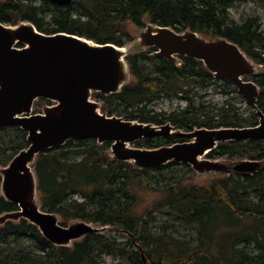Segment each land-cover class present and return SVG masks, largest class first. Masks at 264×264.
Here are the masks:
<instances>
[{
	"label": "trees",
	"instance_id": "trees-1",
	"mask_svg": "<svg viewBox=\"0 0 264 264\" xmlns=\"http://www.w3.org/2000/svg\"><path fill=\"white\" fill-rule=\"evenodd\" d=\"M238 1L245 0H0V20H30L45 32L65 30L119 45L135 38L125 23L143 27L145 18L179 31L190 28L225 37L261 64L251 78L260 86L257 104L264 112V30L254 18L241 23L229 19L228 10ZM155 49L127 55L131 80L121 91L94 93L104 112L155 124L171 122L186 130L259 122L255 108L243 115L236 106L243 97L237 87L215 77L202 60L180 55L179 64L155 55ZM217 81L224 84L227 97L222 106L209 107L194 87ZM178 94L186 100L181 108L155 111L150 106L162 95ZM183 139L156 135L135 142L156 147ZM28 144L24 128H0V165ZM111 144L95 137L70 138L40 152L34 163L44 209L57 212L63 224L83 219L111 227L66 246L49 241L26 218L8 220L0 224V264H107L105 255L113 258L112 264H144L142 251L146 264H264V163L254 172L215 175L200 184L190 179L195 172L190 163L141 168L114 160ZM207 156L264 160V139L222 141ZM143 190L157 196L143 203ZM17 208L0 191V212Z\"/></svg>",
	"mask_w": 264,
	"mask_h": 264
},
{
	"label": "water",
	"instance_id": "water-1",
	"mask_svg": "<svg viewBox=\"0 0 264 264\" xmlns=\"http://www.w3.org/2000/svg\"><path fill=\"white\" fill-rule=\"evenodd\" d=\"M143 27L136 41L119 45L68 31L43 32L28 20L14 25L0 21V128L20 126L28 131L29 141L7 164L0 165V191L6 199L18 204L17 209L0 212V224L26 218L49 241L66 246L88 233H103L111 227L83 219L63 224L57 212L41 205L35 160L40 152L61 146L70 138L95 137L100 143L110 140V155L114 160L130 161L141 168L170 161L190 163L199 174L246 173L262 167L260 159L245 157L229 166L219 161V157H205L222 141L264 139V112L257 104L260 86L251 78L261 64L238 43L225 37H210L190 28L179 31L151 21ZM151 46L156 48L155 55L178 63L180 55L202 60L215 77L237 87L256 109L259 122L186 130L171 122L155 124L104 113L101 103L91 98L92 92L120 91L130 80L126 56ZM39 97L56 103L33 113L34 101ZM156 135H179L187 139L156 147L132 145L143 137ZM142 255L146 264L143 251Z\"/></svg>",
	"mask_w": 264,
	"mask_h": 264
},
{
	"label": "rangeland",
	"instance_id": "rangeland-1",
	"mask_svg": "<svg viewBox=\"0 0 264 264\" xmlns=\"http://www.w3.org/2000/svg\"><path fill=\"white\" fill-rule=\"evenodd\" d=\"M76 5L80 6L79 3H77ZM228 17L230 20L237 23H241L247 20L248 18H254L256 19L260 28L264 30V1L261 0L238 1L229 8ZM145 21L148 22V19L145 18ZM124 27L127 33H129L132 37H135V39L130 43L138 39L139 31L144 28V27L140 28L138 25H136V23L132 21L126 22ZM224 87L225 86L224 84H222L221 81L211 82L207 85H202V83H199L197 84V86L194 87V91H197L199 95L200 94L203 95L201 98L205 100L206 105L209 104V107L212 105L220 107L223 105V103L225 102V98L227 97L226 94L223 92ZM232 95L233 93L231 92L230 97ZM185 105H186V100L181 98L180 94L173 96L162 95L157 99H155L153 103L150 104V106L153 107L155 111H161V110L170 111L174 108H181ZM236 106H239L240 111L242 112L243 115H248V113H250L252 109H254V107L250 105L245 100L244 97L238 98L236 100ZM132 145L137 146L136 142L132 143ZM205 157L213 158L208 156ZM218 159H220L219 161L224 162L229 166H232L234 163H236V161H238L241 158L223 156V157H219ZM261 161L264 163V160ZM220 174L221 173L199 174L197 171H195L193 174L190 175V179L192 182L204 184L210 182L215 175H220ZM76 196L81 197L80 194H77ZM156 196H157L156 194H152L146 190H143L141 193L143 203L149 202L150 199ZM104 260L106 261L107 264L113 263V258L110 255H105Z\"/></svg>",
	"mask_w": 264,
	"mask_h": 264
},
{
	"label": "flooded vegetation",
	"instance_id": "flooded-vegetation-1",
	"mask_svg": "<svg viewBox=\"0 0 264 264\" xmlns=\"http://www.w3.org/2000/svg\"><path fill=\"white\" fill-rule=\"evenodd\" d=\"M64 4H67V3H64ZM25 20V19H24ZM1 21V20H0ZM20 21H23V20H20ZM20 21H18V22H20ZM28 21H30V20H28ZM1 22H3V21H1ZM17 22V23H18ZM32 22V21H31ZM3 23H6V24H17V23H7V22H3ZM35 24V23H34ZM37 27V26H36ZM38 28V27H37ZM39 29V28H38ZM39 30H41V29H39ZM42 31V30H41ZM59 31H65V30H59ZM43 32H45V31H43ZM55 32H57V31H55ZM69 32V31H68ZM47 33H52V32H47ZM72 33H74V32H72ZM76 34H78V33H76ZM80 35V34H79ZM85 36V35H84ZM88 37V36H87ZM90 38V37H89ZM93 39V38H92ZM135 39V38H134ZM95 40V39H94ZM96 41V40H95ZM99 42V41H98ZM102 43H105V42H102ZM114 43V42H113ZM129 43V42H128ZM127 44V43H126ZM19 46H22L23 44L22 43H19L18 44ZM146 49V48H145ZM126 58H127V56H126ZM181 63V62H180ZM179 63V64H180ZM130 68V67H129ZM130 80H131V72H130ZM129 80V81H130ZM128 81V82H129ZM127 82V83H128ZM126 83V84H127ZM125 84V85H126ZM123 87H124V85H123ZM122 87V88H123ZM122 88H121V90H122ZM120 90V91H121ZM97 90H95V91H93L92 92V95H91V98L92 99H94V100H97V101H99L100 103H101V110H102V104H103V101L101 100V99H98L95 95H94V93L96 92ZM101 92V91H100ZM119 92V91H118ZM103 93V92H102ZM112 93H114V92H112ZM104 94H106V93H104ZM108 94H110V93H108ZM37 103V104H36ZM56 103V101H54V100H52V99H49V98H45V97H39V98H37L35 101H34V104H33V110H32V112L33 113H38V112H42L43 111V107L44 106H46V105H53V104H55ZM39 104V105H38ZM35 107H37V108H35ZM103 111V110H102ZM104 112V111H103ZM104 113H106V112H104ZM106 114H108V113H106ZM108 115H112V114H108ZM116 115H118V114H116ZM119 116H122V115H119ZM123 117V116H122ZM125 118V117H124ZM128 119V118H127ZM135 120H137V119H135ZM139 121V120H138ZM143 122V121H142ZM5 127H7V126H5ZM3 128V127H2ZM27 131V130H26ZM27 135H28V131H27ZM187 139V138H186ZM186 139H183V140H179V141H184V140H186ZM69 140V139H68ZM66 143V142H65ZM64 143V144H65Z\"/></svg>",
	"mask_w": 264,
	"mask_h": 264
}]
</instances>
